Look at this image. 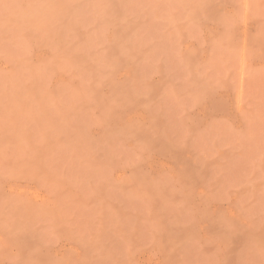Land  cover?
<instances>
[{
	"label": "rangeland",
	"instance_id": "1",
	"mask_svg": "<svg viewBox=\"0 0 264 264\" xmlns=\"http://www.w3.org/2000/svg\"><path fill=\"white\" fill-rule=\"evenodd\" d=\"M0 264H264V0H0Z\"/></svg>",
	"mask_w": 264,
	"mask_h": 264
}]
</instances>
